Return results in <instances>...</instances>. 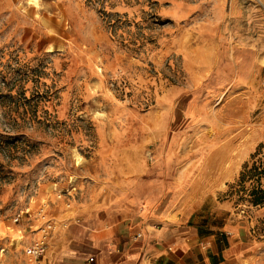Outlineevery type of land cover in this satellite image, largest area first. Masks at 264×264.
<instances>
[{
	"label": "rangeland",
	"instance_id": "1",
	"mask_svg": "<svg viewBox=\"0 0 264 264\" xmlns=\"http://www.w3.org/2000/svg\"><path fill=\"white\" fill-rule=\"evenodd\" d=\"M176 154L264 264V0H0V264H32L57 201Z\"/></svg>",
	"mask_w": 264,
	"mask_h": 264
},
{
	"label": "crops",
	"instance_id": "2",
	"mask_svg": "<svg viewBox=\"0 0 264 264\" xmlns=\"http://www.w3.org/2000/svg\"><path fill=\"white\" fill-rule=\"evenodd\" d=\"M183 156L157 159L158 175L123 166V185L99 187L68 206L57 201L49 210L56 227L41 264H88L90 257V264L248 263L253 219L218 199L223 189L215 184L188 187L195 158ZM141 178L147 187H129Z\"/></svg>",
	"mask_w": 264,
	"mask_h": 264
},
{
	"label": "built area",
	"instance_id": "3",
	"mask_svg": "<svg viewBox=\"0 0 264 264\" xmlns=\"http://www.w3.org/2000/svg\"><path fill=\"white\" fill-rule=\"evenodd\" d=\"M54 229L53 224L48 220L44 222L39 230V235L36 237L32 243L27 247L26 253L28 255L29 261L32 264H41L43 257L46 252L47 243L50 237V232ZM93 261V257L87 260L90 264Z\"/></svg>",
	"mask_w": 264,
	"mask_h": 264
},
{
	"label": "trees",
	"instance_id": "4",
	"mask_svg": "<svg viewBox=\"0 0 264 264\" xmlns=\"http://www.w3.org/2000/svg\"><path fill=\"white\" fill-rule=\"evenodd\" d=\"M251 172H254V175H260L264 177V165L263 167L260 169L258 166H253L250 170ZM250 195H251V202L253 203V205H259L264 203V188L260 187H253L250 191Z\"/></svg>",
	"mask_w": 264,
	"mask_h": 264
},
{
	"label": "bare ground",
	"instance_id": "5",
	"mask_svg": "<svg viewBox=\"0 0 264 264\" xmlns=\"http://www.w3.org/2000/svg\"><path fill=\"white\" fill-rule=\"evenodd\" d=\"M37 3V2H36Z\"/></svg>",
	"mask_w": 264,
	"mask_h": 264
}]
</instances>
